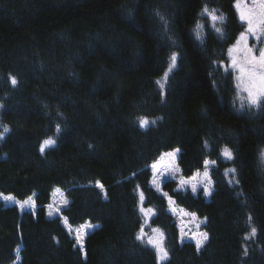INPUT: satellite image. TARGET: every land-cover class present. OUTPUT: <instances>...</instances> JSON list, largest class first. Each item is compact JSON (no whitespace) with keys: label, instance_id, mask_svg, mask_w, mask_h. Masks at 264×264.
Segmentation results:
<instances>
[{"label":"trees","instance_id":"1","mask_svg":"<svg viewBox=\"0 0 264 264\" xmlns=\"http://www.w3.org/2000/svg\"><path fill=\"white\" fill-rule=\"evenodd\" d=\"M237 1L0 0V264H264V107L241 100L227 64L245 29ZM205 8L223 19L213 27ZM176 149L184 177L215 161L208 198L152 185L151 165ZM56 192L68 203L50 216ZM169 197L204 219L199 252ZM146 225L166 260L137 240Z\"/></svg>","mask_w":264,"mask_h":264},{"label":"snow or ice","instance_id":"2","mask_svg":"<svg viewBox=\"0 0 264 264\" xmlns=\"http://www.w3.org/2000/svg\"><path fill=\"white\" fill-rule=\"evenodd\" d=\"M262 3V8H264V0H261ZM237 7H239V3L237 4ZM204 12L207 14L208 17H210V19L213 21V27L215 26V22L217 20H222L223 17H218L215 15V10H211L209 11L207 8L204 9ZM163 19V18H161ZM240 19L242 21H246L247 22V30L246 32H242L240 34V37L237 40V47H235V51H237L238 53H242L244 56V61L243 63H241L237 56L233 55V51L234 48H229L228 49V54L230 57V63H231V67L233 69H238L239 71V76H237V88H241L244 92L247 93V106L249 108H261L264 107V48H259V55H255L253 48L248 47L247 46V38L248 35H252L255 36L257 38V40L264 42V11H261L258 15L253 16L251 13L246 14L244 11H241L240 13ZM215 31L219 32L220 29L216 28ZM244 44L243 48H239L238 46L241 44ZM176 60H177V55L175 53L172 54V56L170 57V64H169V71L173 70L176 66ZM227 70V68H226ZM167 77V73L165 74ZM10 82L13 86H15L17 84V80L15 77L10 76L9 77ZM159 83V82H158ZM161 88L164 87L163 84L160 85ZM245 105L243 103H241V109H243ZM155 121H150L147 118H142L138 121V126L141 128L147 127L150 124H154ZM57 130L61 131L60 126L57 125ZM9 131V128L7 126L4 127L3 132H0V139H3L4 137V133H7ZM56 141L49 138L44 140L41 144H40V152L44 153L45 149L47 147L53 146L55 145ZM91 147V146H90ZM179 152V149L174 150L171 153H167L165 154L170 161L171 160H175L176 154ZM222 156L225 159H231L233 156V153L231 151V149L225 147L224 150L222 151ZM261 157L262 159H264V152L261 153ZM205 167L207 168V166L209 164H215V161H208L205 160L204 161ZM152 169L154 170V178L152 180L153 184H157V178L158 177H162L164 176V172L163 171H158V165L157 163H153L152 164ZM165 168L168 169V173L169 175H175L178 171L177 166L172 165L171 167H169L168 165H165ZM234 171V170H233ZM205 177L208 176L207 171H205L204 173ZM180 185L184 186L187 181L181 179L180 180ZM96 186L99 187L102 191L103 189V184L100 181H96ZM192 191L196 192L197 188L195 185H193L192 187ZM210 189L205 187L204 188V192L205 194H210ZM164 196H167L166 193L163 194ZM106 196V193H105ZM6 200H11V197H5ZM169 200H171V198L169 197ZM143 202H144V194L143 192L140 193V210L143 212L144 208H143ZM34 201L32 200V198L30 197L27 201H24L20 206L23 207L24 204H31L34 206ZM63 203L66 205L68 203L67 200H64ZM56 212H59L60 209L56 208L55 209ZM149 212H151L152 210L149 209ZM53 213L50 211L49 215L51 216ZM66 221V218H65ZM87 227H92L91 225H88ZM256 229L252 228V234L255 235ZM137 240H140L142 243H147L148 245H151L153 248H155L157 250V260H166L168 258V253L167 250L163 249L160 244L153 240V239H148L147 241H144V237L141 234L137 235ZM82 236L79 234V231L76 235V241L78 244L81 245V248L83 247V243H82ZM189 242H194L195 244V248L197 250V252H199L202 248V246L204 245V243L208 240V234L207 233H200L199 235H193L190 236L189 238ZM19 251V250H17Z\"/></svg>","mask_w":264,"mask_h":264},{"label":"rangeland","instance_id":"3","mask_svg":"<svg viewBox=\"0 0 264 264\" xmlns=\"http://www.w3.org/2000/svg\"><path fill=\"white\" fill-rule=\"evenodd\" d=\"M238 3H239V7H237ZM236 9H237L239 18H240L241 11H244L246 14L251 13L253 16L258 15L261 11H264V8H262L261 0H238L236 2ZM242 22L245 25V29L242 32H246L247 27H248L247 22L246 21H242ZM239 37H240V35H239ZM238 38H237V40H238ZM237 40L230 48H234L233 55L237 56L238 60L241 63H243V61H244L243 54L235 51V47H237ZM246 43H247L248 47L253 48V51H254L255 55H257V56L259 55L258 49L264 48V42L257 40V38L255 36H252L250 34L248 35ZM238 47L243 48L244 44L242 43ZM227 64L233 70L234 76L236 79L237 76H239V71H238V69H233L231 67L229 54H228ZM237 83H238V81L236 79V85H237ZM237 89L239 91V96H240L241 100L243 102L248 103L247 102V93L244 92L241 88H237ZM3 129H4V126L0 122V132H3ZM171 152H173V151L161 154V156L155 161V163H157V165H158V171H163L164 176L158 177L157 178V184L152 183V185L157 190H161V184L164 180L173 179V180L177 181L178 188L183 189V190L188 189V190L192 191V187H193V185H195L197 188L196 192H198L199 190H202L203 194L206 196V198H208L210 196L212 190H213V181H212V179L210 177V173H209L213 164H209L207 166V168L205 167L201 171H195L192 175H190L188 177H184L180 174L179 168H178L177 163H176L178 153L176 154L175 160H171V161L165 155V154L171 153ZM165 165H168L169 167H171L172 165L177 166V168H178L177 173L174 176L169 175L168 169L165 168ZM205 171H207V173H208L207 177H205V175H204ZM153 172H154V170H153ZM153 178H154V174H153ZM181 179L187 181V183L184 186H181L179 183ZM205 187H207L211 190L210 194H205V192H204ZM196 192H193V193H196ZM5 197H8V196H2V198L9 204L21 205L23 203V202L18 203L14 199L6 200ZM61 197H62L61 192L55 193V195L53 197V201L51 202V204L49 206V212L51 211L54 214L56 208H61L63 206L64 203H63V200L61 199ZM29 207H31V204H24V206L22 208L25 209V208H29ZM169 211L174 216V218L177 222L181 241H189L188 238L190 236L199 235L200 233H205V231L203 229L204 219H201L196 214H194L192 212H188L186 210H183V209L175 206L171 200L169 201ZM143 215L145 216L146 219H148V217L151 215V212H149L147 209H144ZM88 225L89 224H82L79 227H76V229L71 230V231H73L75 236L77 235V233L79 231V234L83 237L88 232V230L91 229V227L90 228L87 227ZM140 234L144 237V241H147L148 239H153V240L157 241L160 244V246L162 247L161 236L154 229H151V228L147 227V225H146Z\"/></svg>","mask_w":264,"mask_h":264}]
</instances>
